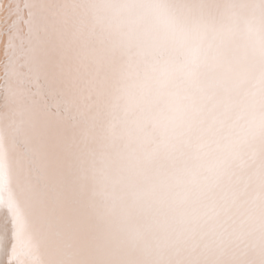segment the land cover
Listing matches in <instances>:
<instances>
[{
  "label": "snow or ice",
  "instance_id": "1",
  "mask_svg": "<svg viewBox=\"0 0 264 264\" xmlns=\"http://www.w3.org/2000/svg\"><path fill=\"white\" fill-rule=\"evenodd\" d=\"M0 264H264V0H0Z\"/></svg>",
  "mask_w": 264,
  "mask_h": 264
}]
</instances>
